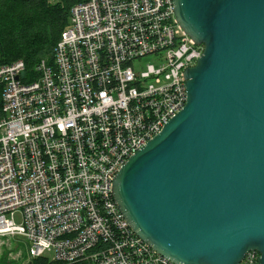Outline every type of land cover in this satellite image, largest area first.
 I'll return each mask as SVG.
<instances>
[{"label": "built area", "instance_id": "built-area-1", "mask_svg": "<svg viewBox=\"0 0 264 264\" xmlns=\"http://www.w3.org/2000/svg\"><path fill=\"white\" fill-rule=\"evenodd\" d=\"M203 51L174 0H84L32 73L0 65V239L25 238L24 264H175L131 227L114 179L184 108Z\"/></svg>", "mask_w": 264, "mask_h": 264}, {"label": "water", "instance_id": "water-1", "mask_svg": "<svg viewBox=\"0 0 264 264\" xmlns=\"http://www.w3.org/2000/svg\"><path fill=\"white\" fill-rule=\"evenodd\" d=\"M174 2L204 51L184 108L116 174V202L175 264H240L251 250L264 264V0Z\"/></svg>", "mask_w": 264, "mask_h": 264}, {"label": "trees", "instance_id": "trees-1", "mask_svg": "<svg viewBox=\"0 0 264 264\" xmlns=\"http://www.w3.org/2000/svg\"><path fill=\"white\" fill-rule=\"evenodd\" d=\"M84 0H0V65L24 60L28 73L51 55L70 25L71 10ZM46 264L47 257L32 260Z\"/></svg>", "mask_w": 264, "mask_h": 264}, {"label": "rangeland", "instance_id": "rangeland-1", "mask_svg": "<svg viewBox=\"0 0 264 264\" xmlns=\"http://www.w3.org/2000/svg\"><path fill=\"white\" fill-rule=\"evenodd\" d=\"M152 62L146 58L145 63ZM15 220L20 223L22 216L17 213ZM28 245L23 237H6L0 239V264H24L28 260ZM51 255V254H50Z\"/></svg>", "mask_w": 264, "mask_h": 264}]
</instances>
